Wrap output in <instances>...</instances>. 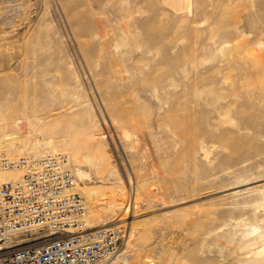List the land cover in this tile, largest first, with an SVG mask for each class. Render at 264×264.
Returning a JSON list of instances; mask_svg holds the SVG:
<instances>
[{
    "label": "rangeland",
    "instance_id": "rangeland-1",
    "mask_svg": "<svg viewBox=\"0 0 264 264\" xmlns=\"http://www.w3.org/2000/svg\"><path fill=\"white\" fill-rule=\"evenodd\" d=\"M167 1L0 0V154L70 156L90 226L125 229L109 264H248L264 0Z\"/></svg>",
    "mask_w": 264,
    "mask_h": 264
},
{
    "label": "built area",
    "instance_id": "built-area-1",
    "mask_svg": "<svg viewBox=\"0 0 264 264\" xmlns=\"http://www.w3.org/2000/svg\"><path fill=\"white\" fill-rule=\"evenodd\" d=\"M0 264H105L121 247L123 226L88 228V203L65 152L0 154Z\"/></svg>",
    "mask_w": 264,
    "mask_h": 264
},
{
    "label": "bare ground",
    "instance_id": "bare-ground-1",
    "mask_svg": "<svg viewBox=\"0 0 264 264\" xmlns=\"http://www.w3.org/2000/svg\"><path fill=\"white\" fill-rule=\"evenodd\" d=\"M167 4L170 7H172L174 10H176V11L187 10V11L191 12L190 0H168ZM8 109H9V107L6 108V110H8ZM13 124H15L14 125L15 128L21 127V122L13 121V119L11 117L8 118L3 113H1L0 130H2L3 128H6L7 126H11ZM9 138L11 139L12 137H9ZM4 154H7V153H4ZM7 155H10V154H7ZM10 156H13V155H10ZM24 156H28V155H24ZM68 157H70V156H68ZM18 175H19L18 172L5 171V172L0 174V179L1 180L12 179V178L18 177ZM88 216H89V213L87 212V217H86L87 227L88 228H96V227H91L90 226L89 220H88V218H89ZM100 227H103V226H100ZM258 229H260V228H258ZM254 230L258 231L256 226L252 227V231H254ZM260 237H261V239L264 240V234H260ZM112 259L108 260L105 264H109V262H111ZM247 263L248 264H264V244H263L262 248L258 249L257 251L255 250V252H253L250 255L249 260L247 261Z\"/></svg>",
    "mask_w": 264,
    "mask_h": 264
}]
</instances>
